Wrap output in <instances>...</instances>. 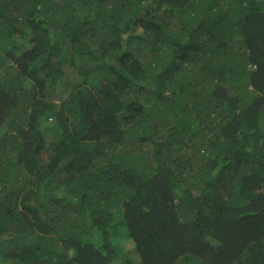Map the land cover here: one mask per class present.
I'll return each mask as SVG.
<instances>
[{
	"label": "trees",
	"instance_id": "1",
	"mask_svg": "<svg viewBox=\"0 0 264 264\" xmlns=\"http://www.w3.org/2000/svg\"><path fill=\"white\" fill-rule=\"evenodd\" d=\"M0 264H264V0H0Z\"/></svg>",
	"mask_w": 264,
	"mask_h": 264
},
{
	"label": "rangeland",
	"instance_id": "2",
	"mask_svg": "<svg viewBox=\"0 0 264 264\" xmlns=\"http://www.w3.org/2000/svg\"><path fill=\"white\" fill-rule=\"evenodd\" d=\"M50 142L52 143V146H51V149H52V151L53 150H56V149H58L59 148V143L56 141H54V142H52L51 140H50ZM132 249V247L131 246H128L127 247V250H131ZM131 256V255H130Z\"/></svg>",
	"mask_w": 264,
	"mask_h": 264
}]
</instances>
